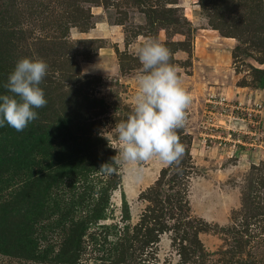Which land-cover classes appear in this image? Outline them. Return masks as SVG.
Segmentation results:
<instances>
[{"label":"rangeland","instance_id":"rangeland-1","mask_svg":"<svg viewBox=\"0 0 264 264\" xmlns=\"http://www.w3.org/2000/svg\"><path fill=\"white\" fill-rule=\"evenodd\" d=\"M148 38L192 97L185 154L100 171ZM22 58L47 104L0 127V264H264V0H0V95Z\"/></svg>","mask_w":264,"mask_h":264},{"label":"clouds","instance_id":"clouds-1","mask_svg":"<svg viewBox=\"0 0 264 264\" xmlns=\"http://www.w3.org/2000/svg\"><path fill=\"white\" fill-rule=\"evenodd\" d=\"M142 65L137 75L138 91L133 113L115 126L120 142L119 154L105 163L100 171H115L121 163H140L153 158L165 165H178L185 154L178 130L187 120L191 95L182 86L178 69L170 63V50L159 41L148 38L137 49ZM43 59L22 58L3 87L10 94L0 95V127L5 124L23 132L38 119L34 109L47 104L40 87L47 75Z\"/></svg>","mask_w":264,"mask_h":264},{"label":"trees","instance_id":"trees-1","mask_svg":"<svg viewBox=\"0 0 264 264\" xmlns=\"http://www.w3.org/2000/svg\"><path fill=\"white\" fill-rule=\"evenodd\" d=\"M259 88L264 89V80H263V82L261 83V85H259Z\"/></svg>","mask_w":264,"mask_h":264},{"label":"crops","instance_id":"crops-1","mask_svg":"<svg viewBox=\"0 0 264 264\" xmlns=\"http://www.w3.org/2000/svg\"><path fill=\"white\" fill-rule=\"evenodd\" d=\"M264 90V89H263Z\"/></svg>","mask_w":264,"mask_h":264}]
</instances>
